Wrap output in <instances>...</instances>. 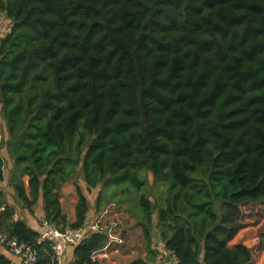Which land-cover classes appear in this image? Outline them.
<instances>
[{"label": "trees", "instance_id": "1", "mask_svg": "<svg viewBox=\"0 0 264 264\" xmlns=\"http://www.w3.org/2000/svg\"><path fill=\"white\" fill-rule=\"evenodd\" d=\"M0 12L14 22L0 43V181L5 147L19 197L32 211L43 192L56 227L86 221L80 186L76 222L61 203L80 172L89 189L123 186L137 201L148 251L159 226L180 264H257L248 241L264 229V0H0ZM150 173L165 188L156 204L144 193ZM4 205L0 191V228L52 264L39 232ZM106 242L91 234L75 264H99L91 257Z\"/></svg>", "mask_w": 264, "mask_h": 264}, {"label": "crops", "instance_id": "2", "mask_svg": "<svg viewBox=\"0 0 264 264\" xmlns=\"http://www.w3.org/2000/svg\"><path fill=\"white\" fill-rule=\"evenodd\" d=\"M6 132V139L8 140V130H6ZM2 154L6 158V168L4 173L5 179L0 181V191L3 192L5 204L2 209H4L5 206L11 207L14 210V220L21 219L30 228L39 232L43 229L42 222L45 220L43 192L41 193L38 201H36V203L32 206L31 211L26 206L25 202L19 197L13 183L10 182V178L15 167L14 160L11 158L8 149L5 147L2 149ZM79 178L84 180L83 176H79ZM23 179L25 181L29 197L31 198L30 190L28 188L29 178L26 175ZM74 181L75 179L69 182ZM83 183H86V181L84 180ZM64 186L60 192L61 203L63 212L68 216L69 224H73L77 219L76 206L79 201L77 186H80L88 198L89 205L85 224L92 223V221L96 218L101 223L103 232L107 235V242L103 248L104 252L99 258V264H132L139 258L147 259L150 263L157 264L159 259L154 250V247H156L155 242L160 240L161 245L165 243L162 241V238L158 237L159 235L155 233L156 227H154L152 231L153 239L151 249L153 252H150L147 250V239L144 235L139 219L135 215L134 211L129 208L125 202V204L122 201L114 203L112 200L105 201L102 198L101 201H99L101 196L99 190L97 191L95 198L92 200L90 193L88 196L86 188L83 184H78L76 186V190L65 189ZM87 188H89L88 185ZM94 190L95 189H93V192L91 193L93 196L95 194ZM157 233H159V230ZM89 234H92V230L89 231ZM261 241H263V243H260ZM248 244L257 248H260V245H263L260 249V261L258 259L257 264H264V229L262 230L257 226V231L255 235L250 238ZM0 254H4L10 258L9 254L5 251L1 244ZM75 259V248H71L65 254L62 264H70Z\"/></svg>", "mask_w": 264, "mask_h": 264}, {"label": "built area", "instance_id": "3", "mask_svg": "<svg viewBox=\"0 0 264 264\" xmlns=\"http://www.w3.org/2000/svg\"><path fill=\"white\" fill-rule=\"evenodd\" d=\"M14 22L6 12H0V43L8 34L11 33ZM42 230L39 231L38 242L46 243L45 251L51 256L52 264H62V260L71 248H76L91 234L102 230L101 223L96 218L90 224L81 226L56 227L47 220L42 222ZM0 244L9 254L11 264H38L42 257L41 249H37L24 241H20L15 236L9 235L5 230L0 228ZM157 247L158 262L157 264H180L179 258L174 250L169 249L165 244ZM103 250L95 252L91 259L93 262H99ZM77 258L70 264H75ZM86 264V263H83Z\"/></svg>", "mask_w": 264, "mask_h": 264}, {"label": "rangeland", "instance_id": "4", "mask_svg": "<svg viewBox=\"0 0 264 264\" xmlns=\"http://www.w3.org/2000/svg\"><path fill=\"white\" fill-rule=\"evenodd\" d=\"M6 126L7 125H6L5 119L2 117L0 119V130L2 132H4L5 138H7V136H6L7 135V132H6L7 128H6ZM79 176H83V175L80 174V172H79L78 173V178L76 177L74 182H68V183H66L65 186H64V188L65 189L76 190V186L78 184H81V185L83 184L85 186V188H86V191L88 193V196H89V193H90V196H91V199L92 200L95 198V195L97 194V191L99 190L100 193H101V197H102L103 200H105V201L112 200L114 203L121 202V201L123 203L124 202H127V205L134 211L133 208L137 204V201L136 200H129L128 199L129 195L127 196V195L123 194V190L124 189H121V188H123V186L116 187L115 185H109L108 183L105 182V183H101L97 188L89 189V188H87L86 183H83L84 180L82 178H79ZM93 189H95L94 190V193H95L94 196H93V194H91L93 192ZM164 190H165L164 186L162 184L160 185V184L156 183L153 174L150 173L149 174V182H148V184L146 185V187L144 189V193L147 195V197H149L150 200L154 204H156L157 202H160V200L162 198V194H163L162 192ZM138 194L139 193L137 192L135 195H133L137 200H138ZM130 204H131V206H133V208L130 206ZM216 209H217V212L219 214L223 211V207H222V205H220V203H218V205L216 206ZM156 211H158V210L155 208V214H157ZM248 212H251V214H250V217L251 218H256V216H255L256 211L255 210H252L251 211V209L245 208L246 216H247ZM260 218H263V216H260ZM243 221H245V220H243ZM240 229H242V228H240ZM157 230H159V226H156V231H155L156 234H158L157 233L158 232ZM241 233H242V230L240 231V234ZM260 243H263V241H261ZM159 244H161V241L160 240L157 241V242H155L156 247H154L155 248L154 250H156L157 252H159V250L157 249V247L160 246ZM262 247H263V245H260V248L254 247V255H255L257 261H258V259L260 261V254H261L260 249Z\"/></svg>", "mask_w": 264, "mask_h": 264}, {"label": "water", "instance_id": "5", "mask_svg": "<svg viewBox=\"0 0 264 264\" xmlns=\"http://www.w3.org/2000/svg\"><path fill=\"white\" fill-rule=\"evenodd\" d=\"M145 29L147 28V24L145 25V27H144Z\"/></svg>", "mask_w": 264, "mask_h": 264}]
</instances>
